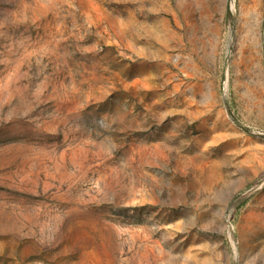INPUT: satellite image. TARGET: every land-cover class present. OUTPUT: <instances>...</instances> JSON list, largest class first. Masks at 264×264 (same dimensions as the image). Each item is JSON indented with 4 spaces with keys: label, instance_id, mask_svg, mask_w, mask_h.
<instances>
[{
    "label": "rangeland",
    "instance_id": "obj_1",
    "mask_svg": "<svg viewBox=\"0 0 264 264\" xmlns=\"http://www.w3.org/2000/svg\"><path fill=\"white\" fill-rule=\"evenodd\" d=\"M0 264H264V0H0Z\"/></svg>",
    "mask_w": 264,
    "mask_h": 264
}]
</instances>
